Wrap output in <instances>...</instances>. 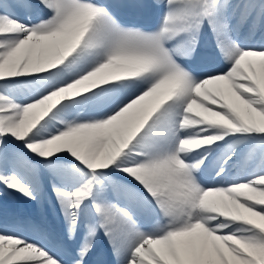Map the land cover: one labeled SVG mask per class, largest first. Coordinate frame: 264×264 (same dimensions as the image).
I'll list each match as a JSON object with an SVG mask.
<instances>
[{
    "label": "snow or ice",
    "instance_id": "obj_1",
    "mask_svg": "<svg viewBox=\"0 0 264 264\" xmlns=\"http://www.w3.org/2000/svg\"><path fill=\"white\" fill-rule=\"evenodd\" d=\"M0 264H264V0H0Z\"/></svg>",
    "mask_w": 264,
    "mask_h": 264
},
{
    "label": "rangeland",
    "instance_id": "obj_2",
    "mask_svg": "<svg viewBox=\"0 0 264 264\" xmlns=\"http://www.w3.org/2000/svg\"><path fill=\"white\" fill-rule=\"evenodd\" d=\"M151 23L152 20L149 22V24ZM30 211L35 214L38 219L40 218L42 220L43 216V218L47 219L48 223L55 222V214L50 206H45L42 211L40 209H30Z\"/></svg>",
    "mask_w": 264,
    "mask_h": 264
},
{
    "label": "bare ground",
    "instance_id": "obj_3",
    "mask_svg": "<svg viewBox=\"0 0 264 264\" xmlns=\"http://www.w3.org/2000/svg\"><path fill=\"white\" fill-rule=\"evenodd\" d=\"M139 19L145 20V21H151V19L150 18H147V17H143V18H139ZM197 63H199V59H198Z\"/></svg>",
    "mask_w": 264,
    "mask_h": 264
}]
</instances>
